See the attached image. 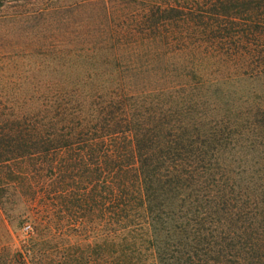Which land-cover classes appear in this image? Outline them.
Returning <instances> with one entry per match:
<instances>
[{"label": "trees", "instance_id": "1", "mask_svg": "<svg viewBox=\"0 0 264 264\" xmlns=\"http://www.w3.org/2000/svg\"><path fill=\"white\" fill-rule=\"evenodd\" d=\"M28 16L35 45H0V264H264V0H0Z\"/></svg>", "mask_w": 264, "mask_h": 264}, {"label": "rangeland", "instance_id": "2", "mask_svg": "<svg viewBox=\"0 0 264 264\" xmlns=\"http://www.w3.org/2000/svg\"><path fill=\"white\" fill-rule=\"evenodd\" d=\"M27 20L21 21V22H13L8 23L6 26V30H4L3 26H0V45H6L10 46L11 48H15L18 44L21 46V44H24L26 46H34L37 38H38V27H36V24L34 19H31L29 16L26 18ZM30 60H36L38 56L35 54L30 56ZM253 150L244 149V153H248V158H257V152H252ZM243 154V153H242ZM234 157V158H233ZM223 158L226 159L227 164H230L231 169H235L237 171V164H238V158H244L240 153L234 154V150L227 149V152L224 151ZM235 159L237 161L231 162L230 160ZM242 177H246L245 175H240L241 179ZM237 179V178H236ZM28 223H24V226H22L20 232H23L24 234H27L30 230H32V226H28ZM0 233L2 231L0 230ZM0 244L4 242V239H0Z\"/></svg>", "mask_w": 264, "mask_h": 264}]
</instances>
